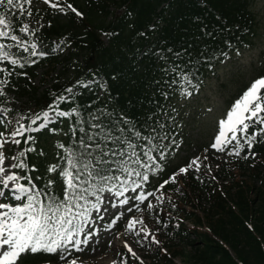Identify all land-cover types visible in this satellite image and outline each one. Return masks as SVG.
Instances as JSON below:
<instances>
[{"label": "trees", "instance_id": "obj_1", "mask_svg": "<svg viewBox=\"0 0 264 264\" xmlns=\"http://www.w3.org/2000/svg\"><path fill=\"white\" fill-rule=\"evenodd\" d=\"M253 1L62 0L65 19L45 12V26L32 36L37 42L45 40L47 47L41 51L47 52V56L30 57L17 48L10 51L22 57L21 63L24 59L37 62L17 67L11 76L2 74V79L9 83L4 87L6 95L0 96V105H5L10 94L24 97L25 90L31 87L30 101H20L17 110L31 125L36 114L50 110L49 105L56 97L72 95L65 91L72 87L74 99L60 103V109L67 111L79 106L86 114L107 108L125 113L145 135L153 127L158 134L165 135L163 130L170 120L174 102L196 94L229 56L254 45L262 21L253 8ZM67 4L82 15L73 13ZM21 20L25 22L26 17ZM204 32L212 35L206 36ZM56 38L59 47L75 49L76 53L68 58L74 55L77 61L81 60L69 77L65 76L64 69L56 68L59 62L53 54ZM176 53H180L178 59ZM261 59L262 70L236 90L227 101L226 113L254 80L264 77V52ZM4 65L11 70V65ZM41 65L48 67L47 75L52 78L54 72L57 74L53 82L36 89L28 79ZM172 65H179L178 71L186 73L190 83L175 73L162 71ZM173 79L177 83H171ZM77 82L92 83L86 89ZM74 124L75 117L60 118L46 129L25 132V137H35V143L24 144L25 137H21L18 151L36 149L27 153V163L35 171L15 169V172L32 176L39 187L51 179L54 184L50 191L62 195L63 184L58 173H50L48 168L56 164L63 166V149L57 145L74 147L69 131ZM177 125L172 128L173 133L178 129L177 133L169 131L164 144L160 139L155 141L164 146L161 151L165 159L158 160L163 171L155 175L149 172L150 180L142 192L156 191L160 183L178 171L179 166H172L168 161L176 143L185 135L180 130L181 124ZM52 128L56 131H51ZM0 131L9 134L14 131L13 125L7 123ZM154 155L158 157L159 153ZM246 156L247 159L244 155L231 165H213V170L208 164L203 165L201 172L193 167L156 193L153 208L145 211L142 217L145 223L139 224V228L149 226L159 244L152 243L151 238L142 239L143 233L136 236L149 251L147 257L163 264H264V142L253 143ZM220 172L224 176L219 179ZM19 182L27 184L24 180ZM57 255L28 254L21 264L51 261ZM129 263L144 264L133 257Z\"/></svg>", "mask_w": 264, "mask_h": 264}, {"label": "snow or ice", "instance_id": "obj_2", "mask_svg": "<svg viewBox=\"0 0 264 264\" xmlns=\"http://www.w3.org/2000/svg\"><path fill=\"white\" fill-rule=\"evenodd\" d=\"M32 2L33 0H0V41L13 42L8 44L0 42V64L12 66L11 70L0 67V73L5 77L11 76L17 67L23 68L25 64L37 62L24 59V63H21L22 57L16 56L8 49L15 47L28 53L30 57L48 55L47 52L38 51L35 43L29 46L27 41L16 34L19 32L24 35H35V30L30 31L29 24L21 20V17L33 15L30 10ZM44 3L49 4L53 9L64 11L60 7L59 0L55 3L44 0ZM26 5L29 7L26 8ZM67 8L78 16L82 15L71 4H67ZM16 24L20 26L17 28ZM204 34L212 35L210 32ZM175 56L178 59L180 53H176ZM160 58L165 59L164 56ZM178 68L179 65H172L170 68H163L162 71L166 74L175 73L182 81H188V75L179 72ZM8 83L7 79H0V96L6 95L4 87ZM77 83L87 89L92 82ZM171 83L175 84L177 80L173 79ZM101 87L106 88V85ZM65 91L72 95L56 97L53 104L49 105L51 114L49 111H43L31 120V125H37L36 128H32L31 125L26 126L18 120V127L9 134L11 143L19 146L21 140L16 137H25V132L46 129L58 118L75 117V124L69 129L74 147L58 144L57 147L63 149L64 153L61 156L63 166L56 164L48 168V172L58 173L63 184L62 195L50 191L54 184L51 179L46 185L39 187L32 176L11 171L15 168L34 172L35 167L30 168L27 163V153L36 149L29 147L18 151L15 156L8 157L4 148L9 143V139L5 137L3 131H0V201L8 199L9 193L11 200L15 201V203L0 202V264H18L26 255L36 253L58 254L59 259L66 264H78L79 257H73V253L83 252L84 248L81 246H89L90 240L96 235L91 225L95 220L104 218L101 214V205L110 204L112 208H117L118 204L128 206L127 212L131 213L133 208L138 209L139 204H143L148 197L155 195L151 191L145 193L138 190L149 182V172L155 175L163 171L158 160L165 159V153L161 151L164 146L155 141L165 140L168 138L167 135L158 134L155 127L149 129L148 134L145 135L141 127H138L136 122L125 113L109 111L107 108L86 114L79 106L67 111L60 110V103L74 99L75 93L72 87ZM159 127L163 129V123H160ZM50 130L56 131L55 128ZM30 142L34 144L35 137L27 136L23 140L24 144ZM255 142H264V77L254 80L234 102L226 118L219 121L218 134L211 148L222 153L232 145L227 154L239 156L245 146L251 149ZM154 153H159L158 157ZM8 159L15 163L6 165L5 161ZM199 160V157L193 159L187 167L180 168L178 172L186 173L193 167L199 171ZM175 175L160 184L157 190L164 188L169 181L174 183ZM36 179L40 178L36 177ZM21 180L27 181V184L20 183ZM105 193L109 195L105 196ZM125 193L130 195L119 199L125 196ZM157 199L161 198L157 197ZM131 201L139 203L131 204ZM146 207L151 209L153 204L148 202ZM103 212H108V207H104ZM123 216L124 213L121 212L108 227L110 228ZM144 223L142 219L138 220L133 216L127 221V231L136 236H141L143 233L142 239L148 240L151 237L152 243L159 244L146 227L136 229L137 224ZM81 236L83 239L80 238ZM124 247L133 258L139 259L127 242ZM69 257L73 258L69 259ZM121 264H128V261L123 260Z\"/></svg>", "mask_w": 264, "mask_h": 264}, {"label": "rangeland", "instance_id": "obj_3", "mask_svg": "<svg viewBox=\"0 0 264 264\" xmlns=\"http://www.w3.org/2000/svg\"><path fill=\"white\" fill-rule=\"evenodd\" d=\"M62 0H59L60 7L64 11H59L58 9H53L49 4H45L44 0H33L30 10L32 13L34 10L41 12V19L36 18L32 15L27 17L25 23L29 24L31 30H39L45 25L44 15L45 12H49V15L55 17L59 16L61 19H65L66 12L65 8L61 4ZM57 0H50V3H55ZM29 7V6H27ZM253 8L257 13L258 17L261 19V31L258 38L254 41V45L251 47L241 50L232 54L227 58L223 63L218 66V69L214 75L211 76L206 81L205 86L199 90L196 94L176 100L174 102L173 111L170 114V120L163 130V134H166L170 131L173 133L172 128L177 124H181L180 130L182 133H185L176 143V149L173 152V155H170L171 160L174 165H181L187 167L190 161L199 157L198 161L199 170L205 162L204 157H209L211 165L217 162H225L229 165L236 162V159H239L247 152V147L240 152L239 156L228 155L227 152L232 148V145H229V148L225 152H217L215 149L211 148L216 134H218L219 121L223 119L226 114L228 104L227 101L230 100L236 90L248 83L250 79L259 73L262 70L261 56L264 52V0H254ZM40 16V15H38ZM39 19V20H37ZM27 38H24V41H27L29 46L31 43H35L38 49H43L47 47L45 45V40L37 43L32 39L33 35H26ZM102 38L107 41V38L102 34ZM3 43H13L11 41H0ZM54 43L58 45V38L54 40ZM13 50V48H11ZM76 51L72 46L59 47L56 46L53 49V54L58 57V64L56 65L57 70L64 69L66 77L72 75L74 68L78 65L80 61H77L74 55L68 58L71 54H75ZM55 66V65H53ZM260 66L259 69H256ZM48 67L45 65L39 66L35 73L29 77L28 83L30 86L38 89L43 88L44 84H49L53 82V79L56 78L57 72H54V77L47 75ZM24 97H19L17 94L10 95V101H6V105H0V114L3 112H8V117L14 124V127L17 128V121L26 125L25 119H21L22 116L17 113L19 109L20 101H30V98L33 96L31 92V87L24 92ZM5 110V111H4ZM51 114V113H50ZM9 139V143L5 145L4 152L8 157L15 156L17 154L18 145L11 143V137L5 136ZM19 139V137H16ZM161 143H165V140H161ZM234 143V142H233ZM243 143V142H242ZM14 163L13 160L8 159L5 161V164ZM220 164V163H219ZM227 168V167H225ZM15 171V168L11 169ZM224 176L223 173H219L217 177L220 179ZM183 187V185H182ZM142 189H139L138 192H141ZM105 196L109 195L108 193L104 194ZM130 195V193H125V196L120 197L119 199H124ZM153 197H148V199L143 203L139 204V208H133L131 213L127 212L128 206H120L117 201V208H112L111 205H101V214H103V219H97L92 223V228L95 229L96 235L90 240L89 246H81L84 248V251L81 253H73V257H79L78 264H113L117 261V258H128L131 259V254L127 252V249L124 247L125 242L137 253V256L145 264H163L157 259L151 260V258L146 257L149 253L144 250V248L136 245V237L134 233L127 231V221L131 217H135L140 220L143 217V212L147 209L146 205L148 202H151ZM0 202H11V196L8 194V199L2 200ZM15 203V202H14ZM131 204H138V201H131ZM104 207H108V212H103ZM124 213V216L119 220H116V223L113 224L110 228L108 225L111 224L112 220L121 213ZM93 215H97L93 213ZM137 226V225H136ZM135 226V227H136ZM137 229V227H136ZM83 239V236L80 237ZM69 257V259L73 258ZM122 261H120L121 263ZM66 264V262L64 261ZM59 264V263H52Z\"/></svg>", "mask_w": 264, "mask_h": 264}, {"label": "bare ground", "instance_id": "obj_4", "mask_svg": "<svg viewBox=\"0 0 264 264\" xmlns=\"http://www.w3.org/2000/svg\"><path fill=\"white\" fill-rule=\"evenodd\" d=\"M108 264V263H107ZM109 264H111V263H109Z\"/></svg>", "mask_w": 264, "mask_h": 264}]
</instances>
